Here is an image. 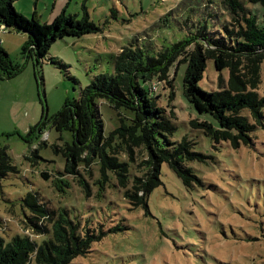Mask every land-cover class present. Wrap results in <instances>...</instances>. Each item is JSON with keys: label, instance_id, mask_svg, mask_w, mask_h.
Wrapping results in <instances>:
<instances>
[{"label": "rangeland", "instance_id": "rangeland-1", "mask_svg": "<svg viewBox=\"0 0 264 264\" xmlns=\"http://www.w3.org/2000/svg\"><path fill=\"white\" fill-rule=\"evenodd\" d=\"M196 2L200 0L13 1L18 13L31 18L36 10L41 22H51L62 12L77 18L85 12L100 31L55 40L40 63L41 87L34 78L33 59L26 57L27 49L23 50L28 34L12 27L0 31V46L13 63L20 64L16 75L0 79V147L6 148L17 167V172L0 178V237L7 241L15 235H26L37 242L44 238L36 237L27 226L25 217L30 212L21 203L27 192H36L41 203L66 209L69 217L82 225L119 227L68 264H264V127L255 133L252 147L238 149L226 142L214 146L201 130L192 129L189 120L204 115L183 96L185 63L170 66L172 87L158 81L152 91L159 103L173 91L172 121L176 129L171 139L186 136L194 142L193 148L206 156L202 161L185 162L198 181L185 185L168 164L162 163L161 181L147 195V208L133 207L113 173L102 180L98 163L91 168L92 163L79 166L83 180L89 184L90 194L86 195L77 177L63 174L62 155L49 147L71 139L68 131L60 134L51 125L66 100L77 98L80 88L95 75L112 73L114 56L130 41L156 52L194 33ZM206 2L201 0V5ZM219 3L211 0L206 11L200 7L201 26L207 30L219 29L225 18L218 14L221 10L216 11ZM245 3L264 26V7L248 0ZM209 12H217V17L210 20L206 17ZM49 57L58 63H52ZM220 74L226 78L227 71L218 72L207 59L200 86L216 89ZM260 77L258 92L264 96V59ZM98 107L103 134L107 135L119 124L118 111L103 100L98 101ZM120 112L128 115L122 108ZM33 127L36 131L26 141ZM43 139L48 147H39ZM34 148L41 159L32 164L25 155ZM139 150L138 163L144 156Z\"/></svg>", "mask_w": 264, "mask_h": 264}, {"label": "trees", "instance_id": "trees-1", "mask_svg": "<svg viewBox=\"0 0 264 264\" xmlns=\"http://www.w3.org/2000/svg\"><path fill=\"white\" fill-rule=\"evenodd\" d=\"M13 1L0 0V29L12 27L28 34L23 50L27 49L26 57L33 59L38 87L43 84L40 63L55 40L100 31L85 12L81 18L62 12L51 22H41L36 10L28 18L15 10ZM248 1L264 7V0ZM210 3L211 0L204 5L201 0L196 2L193 10L198 20L192 23H196L194 33L168 47L149 52V46L140 47L134 40L121 46L114 56L113 72L95 75L80 88L78 97L66 100L53 117L51 125L55 130L60 134L68 131L71 139L49 147L62 155L63 174L77 177L86 195L90 189L79 170L81 164L92 163L91 168L98 163L102 180L107 179L109 172L113 173L133 207L147 208V195L160 184L162 163L168 164L183 184L198 181L185 162L202 161L206 156L196 151L194 142L186 136L171 139L176 129L172 121L175 118L173 91L167 94V100L162 99L164 103H159L158 95L152 91L158 81L172 87L169 68L174 62L186 64L182 76L183 96L198 114L204 115V118L190 119V127L201 130L214 146L221 142L233 149L253 146L255 133L264 127V96L258 92L264 59V26L259 24L245 0H220L216 11L221 10L218 14H224L225 18L219 23V29L207 30L201 26L200 7L206 11ZM217 12L206 13V17L213 20ZM48 59L57 62L54 57ZM207 59L218 72L227 71L226 78L218 76V86L212 90H205L199 84ZM19 70L20 64L13 63L0 46V79L11 78ZM102 100L118 111L119 124L107 135L103 134L98 107V101ZM121 108L128 115L121 114ZM35 131L36 127L29 130L26 141ZM39 147H48L45 139L39 142ZM138 148L144 154L139 163L136 161ZM25 159L36 163L41 159L38 149H32ZM14 172L17 167L6 148L0 147V178ZM41 175L49 177L47 172ZM21 203L30 212L25 217L27 226L36 237L43 235L44 238L37 242L26 235H15L7 241L0 237V264H68L73 258L87 254L93 242L119 229L82 225L70 218L66 209L41 203L36 192H27Z\"/></svg>", "mask_w": 264, "mask_h": 264}, {"label": "built area", "instance_id": "built-area-1", "mask_svg": "<svg viewBox=\"0 0 264 264\" xmlns=\"http://www.w3.org/2000/svg\"><path fill=\"white\" fill-rule=\"evenodd\" d=\"M2 30V27H1V29H0V31Z\"/></svg>", "mask_w": 264, "mask_h": 264}]
</instances>
